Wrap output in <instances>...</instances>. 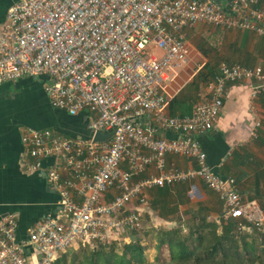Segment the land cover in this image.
Returning <instances> with one entry per match:
<instances>
[{
  "label": "built area",
  "instance_id": "1",
  "mask_svg": "<svg viewBox=\"0 0 264 264\" xmlns=\"http://www.w3.org/2000/svg\"><path fill=\"white\" fill-rule=\"evenodd\" d=\"M198 24L264 38V9L260 0H20L10 7L0 24V86L46 78L51 107L87 113L91 138L23 131L21 167L45 175L59 210L29 229L32 260L17 240V215L3 217L0 264H55L70 250L125 244L143 230L153 190L196 180L218 196L235 234L263 228L262 207L245 199L236 179L216 174L197 136L215 128L230 85L251 82V100L263 95L264 70L221 62L210 96L191 115L169 113L167 86L188 65ZM262 127L253 119L233 148L258 140ZM98 132L110 136L94 142ZM169 155L196 167L169 168Z\"/></svg>",
  "mask_w": 264,
  "mask_h": 264
},
{
  "label": "crops",
  "instance_id": "2",
  "mask_svg": "<svg viewBox=\"0 0 264 264\" xmlns=\"http://www.w3.org/2000/svg\"><path fill=\"white\" fill-rule=\"evenodd\" d=\"M19 1L0 0V24L6 20L10 7ZM260 4L264 9V0H260ZM189 38L191 51L188 65L167 86L166 96L170 106L177 99L181 103L184 102L180 104L179 109H174V112L170 108L169 113L172 116L191 115L194 104L210 96L209 85L214 82L218 74V69H213L209 65V60L215 53L222 62L264 70V38L255 33L239 30L224 31L213 26L198 24L190 32ZM207 44L217 49L212 55L210 51L209 53L206 51L207 47L211 49ZM45 81L44 77L25 78L0 86V220L9 214L17 215L19 225L17 240L29 260L34 259L36 253L27 245L28 231L42 217L55 215L58 212L59 198L49 188L44 174L28 175L23 171L21 167L24 153L21 141L23 131L51 129L72 139L91 138L88 114L83 112L72 117L65 111L53 109L44 92ZM250 84L251 82H243L228 87L215 128L198 135L197 139L207 154L208 165L216 174L224 178L236 179L237 187L245 199L257 201L264 210V94L254 101L251 100ZM31 85L35 86L33 90L25 88ZM33 113L44 117V120L42 118L38 121L40 125H34ZM256 118L263 124L260 138L245 147L233 148L252 120ZM164 135L167 139L176 137L173 133ZM166 158L169 168L188 170L196 167L194 161L183 157L169 155ZM48 166L49 164L46 163L45 168L47 169ZM171 189L174 194L170 201L172 203L180 201L183 207L180 206L179 211L181 208L183 214L188 211L199 214V211L204 209L206 214L209 213L210 216L213 214L212 216L217 219L220 217L216 210V207L222 206L218 196L201 180ZM152 211L155 210L151 209ZM172 217L170 215L169 218ZM167 220H164L166 225L175 223Z\"/></svg>",
  "mask_w": 264,
  "mask_h": 264
},
{
  "label": "trees",
  "instance_id": "3",
  "mask_svg": "<svg viewBox=\"0 0 264 264\" xmlns=\"http://www.w3.org/2000/svg\"><path fill=\"white\" fill-rule=\"evenodd\" d=\"M183 103L174 100L171 111L179 109ZM172 191L170 187L157 188L152 191L150 201L152 210L158 211L159 217L167 221H172L170 215H178L182 205L180 201H170ZM204 211L201 209L199 214L188 211L184 217L190 219L182 217L174 221V227L157 229L154 244L158 250L157 264H264V226L238 235L234 233V223H223L221 216V223L217 218L210 221L211 216ZM136 236L135 233L134 239L121 247L111 243L97 246L95 250L81 248L79 253L70 250L55 264H148L149 247ZM68 257H72L71 260Z\"/></svg>",
  "mask_w": 264,
  "mask_h": 264
},
{
  "label": "rangeland",
  "instance_id": "4",
  "mask_svg": "<svg viewBox=\"0 0 264 264\" xmlns=\"http://www.w3.org/2000/svg\"><path fill=\"white\" fill-rule=\"evenodd\" d=\"M209 45V44H207ZM211 47V49H209V47H207L206 51H210V54L212 55L213 54V51L217 50L216 47H214L213 45H209ZM201 47H203L201 45ZM215 53V52H214ZM222 62V59H218V55L217 53H215L214 55L211 56V60H209V65L215 69L218 67V65ZM26 89H29V90H33L35 88L34 85H31L29 87H25ZM24 94V93H23ZM30 114V113H29ZM38 113H33V118H34V125L35 124H39L38 121H40L42 118L44 120V117H42L41 114L37 115ZM47 122V121H45ZM40 125V124H39ZM37 126V125H36ZM41 130V129H40ZM152 198V197H151ZM183 207V206H181ZM152 209V208H151ZM216 210L218 211V214L221 216L222 215V211H223V208L222 206L220 205L219 207H216ZM181 208H180V211H179V214L178 215H175L173 216L171 219L172 221H175L179 218H182L184 217V214L182 211ZM208 212V211H206ZM220 212V213H219ZM166 213V212H165ZM209 214V213H208ZM213 215V214H212ZM211 215V216H212ZM218 215V216H219ZM187 219H190V217H184V220H187ZM214 216L210 217V221L214 220ZM162 218L159 217V213L155 212V211H150L149 214L146 215L145 217V220H144V223H143V230L140 231V232H137L136 233V237L137 239H142L143 243H144V246H147L149 247L148 248V251H147V259H148V264H157L156 263V258L158 257V250L157 248L154 246L155 244V239H156V231L157 229L159 228H171V227H174V225H176L175 223L173 225H166L165 221L162 220ZM171 224V223H170ZM197 224L196 222H193V225ZM185 228L188 230V225L185 226ZM121 245H124L123 243L122 244H118L117 246L118 247H121ZM80 250V249H79ZM79 250L77 251L79 253ZM71 252V251H70ZM72 258V257H71ZM70 257H68V259L71 260Z\"/></svg>",
  "mask_w": 264,
  "mask_h": 264
},
{
  "label": "water",
  "instance_id": "5",
  "mask_svg": "<svg viewBox=\"0 0 264 264\" xmlns=\"http://www.w3.org/2000/svg\"><path fill=\"white\" fill-rule=\"evenodd\" d=\"M222 1L223 0H219V3H221ZM109 136H110V134L98 132L94 135L93 141L94 142H102V141H105L106 139H108Z\"/></svg>",
  "mask_w": 264,
  "mask_h": 264
}]
</instances>
